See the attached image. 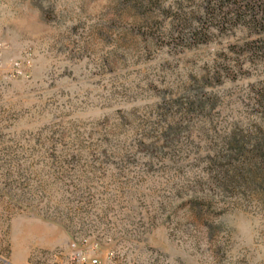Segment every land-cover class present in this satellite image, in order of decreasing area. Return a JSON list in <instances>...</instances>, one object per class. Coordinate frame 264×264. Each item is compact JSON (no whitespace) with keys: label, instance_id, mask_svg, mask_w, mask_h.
<instances>
[{"label":"rangeland","instance_id":"374dc122","mask_svg":"<svg viewBox=\"0 0 264 264\" xmlns=\"http://www.w3.org/2000/svg\"><path fill=\"white\" fill-rule=\"evenodd\" d=\"M0 46L1 254L264 264V0H0Z\"/></svg>","mask_w":264,"mask_h":264},{"label":"built area","instance_id":"2783aa9c","mask_svg":"<svg viewBox=\"0 0 264 264\" xmlns=\"http://www.w3.org/2000/svg\"><path fill=\"white\" fill-rule=\"evenodd\" d=\"M4 46H0V51H3ZM81 245L78 242H72L70 249L72 253V264H101V260L98 257H90L85 250L80 248ZM0 264H14L3 254L0 253Z\"/></svg>","mask_w":264,"mask_h":264},{"label":"trees","instance_id":"16d2710c","mask_svg":"<svg viewBox=\"0 0 264 264\" xmlns=\"http://www.w3.org/2000/svg\"><path fill=\"white\" fill-rule=\"evenodd\" d=\"M212 1H214V0H209V2L211 3ZM241 3L243 2V1H240ZM245 2H243V4H244ZM244 5H247V6H249V3H247V4H244Z\"/></svg>","mask_w":264,"mask_h":264}]
</instances>
